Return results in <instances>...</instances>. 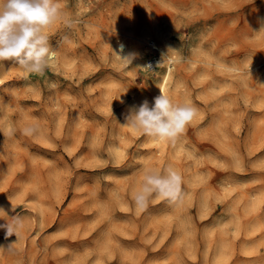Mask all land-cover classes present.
Returning a JSON list of instances; mask_svg holds the SVG:
<instances>
[{
	"label": "rangeland",
	"instance_id": "374dc122",
	"mask_svg": "<svg viewBox=\"0 0 264 264\" xmlns=\"http://www.w3.org/2000/svg\"><path fill=\"white\" fill-rule=\"evenodd\" d=\"M58 2L44 74L0 61V217L24 220L0 264H264V0ZM168 64L196 109L175 145L122 126ZM169 165L183 202L138 209Z\"/></svg>",
	"mask_w": 264,
	"mask_h": 264
},
{
	"label": "clouds",
	"instance_id": "9594fccd",
	"mask_svg": "<svg viewBox=\"0 0 264 264\" xmlns=\"http://www.w3.org/2000/svg\"><path fill=\"white\" fill-rule=\"evenodd\" d=\"M62 16L58 0H0V61H12L26 73L43 75L54 55L46 29L60 21ZM63 22L71 26L70 20ZM120 52H123V45L120 46ZM115 54L129 62L134 58L131 53L124 56ZM151 67L146 66L148 69ZM195 115L193 106L188 103L173 104L161 92L154 98L152 106L147 100L139 106H132L122 126L136 129L154 140L175 145ZM37 131L35 127L26 129L27 134ZM182 182L181 173L171 165L162 170L145 167L142 183L133 196L136 207L146 209L153 197L179 206L184 199ZM0 212L6 213L3 208H0ZM9 217V220L0 217L6 221L0 224V228L6 229V238L12 235L19 238L24 220L16 215ZM6 250L11 251V245Z\"/></svg>",
	"mask_w": 264,
	"mask_h": 264
},
{
	"label": "bare ground",
	"instance_id": "6f19581e",
	"mask_svg": "<svg viewBox=\"0 0 264 264\" xmlns=\"http://www.w3.org/2000/svg\"><path fill=\"white\" fill-rule=\"evenodd\" d=\"M151 43H153V42H151ZM121 45H123V52H124V50H126L125 48H126V44H124V42H122V41H119L118 42V50H120V46ZM152 45V44H151ZM153 46V45H152ZM155 46V45H154ZM156 48V47H155ZM157 62H158V60H156ZM170 72H171V65L170 64H168L167 66H166V69H165V71H164V73H163V76H162V79H161V82H160V84H159V89H160V93L162 92L163 94H165V91H164V88H165V85H166V82H167V80H168V78H169V76H170ZM166 95V94H165ZM158 142L160 143V144H164L165 143V141H159L158 140Z\"/></svg>",
	"mask_w": 264,
	"mask_h": 264
}]
</instances>
